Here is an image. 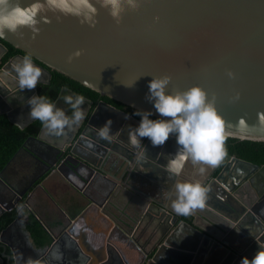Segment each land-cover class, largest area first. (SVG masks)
<instances>
[{
  "label": "water",
  "instance_id": "95a60500",
  "mask_svg": "<svg viewBox=\"0 0 264 264\" xmlns=\"http://www.w3.org/2000/svg\"><path fill=\"white\" fill-rule=\"evenodd\" d=\"M93 3L98 8L93 26L74 16L48 12V21L38 24L39 33L22 27L0 37L23 52L6 61L9 49L0 41V101L10 121L17 124L23 117L26 127L35 122L28 120L27 100L39 95V84L50 82L52 70L159 117L147 99L149 81L169 75L170 91L193 85L206 90L226 122L228 137L264 141V0H140L137 9L122 13L119 23L99 0ZM77 51L79 56L74 55ZM26 54L47 75L32 90H20L11 71V65ZM133 81L134 86L125 85ZM86 100L85 119L70 137L55 143L43 136L42 126L25 140L22 148L44 166L36 182L42 178L43 186L55 176L63 182H71V176L80 178L85 185H75L77 190L139 248L142 256L135 264H240L243 257L264 249V209L258 207L264 195V164L226 154L217 167L205 166L203 175L198 171L202 165L185 160L179 176H173L167 165L178 150L174 135L159 147L142 138L146 156L138 160L128 143V131L140 118L108 101ZM108 119L113 121L112 139L104 140L96 133ZM32 140L41 145L30 146ZM7 166L0 170V217L20 201L28 202L31 190V186L19 189L9 180ZM159 171L170 180H163L169 185L167 191L147 190L150 184L140 182V177ZM196 179L209 188L206 204L189 216L178 215L165 194L177 181ZM90 187L92 196L85 194ZM9 193L11 200L6 203L3 197ZM20 216L19 212L1 232L0 245L13 248L15 264H27L30 259L25 261L6 237ZM55 243L54 239L51 245ZM103 247L105 257L95 260L91 249L75 264H132L109 240ZM49 252H42V264H65L52 262ZM36 254L32 260H38ZM7 256L0 254V264Z\"/></svg>",
  "mask_w": 264,
  "mask_h": 264
},
{
  "label": "clouds",
  "instance_id": "9594fccd",
  "mask_svg": "<svg viewBox=\"0 0 264 264\" xmlns=\"http://www.w3.org/2000/svg\"><path fill=\"white\" fill-rule=\"evenodd\" d=\"M99 3L117 23L126 9L134 10L140 6V0H99ZM48 12L74 16L82 24L93 26L97 22L98 8L93 0H31L27 4H22L21 0H0V37L6 32L14 33L22 27L30 28L34 35L39 33L38 24L41 20L48 21ZM80 54V51L74 53L76 56ZM11 71L16 76L20 90L36 88L44 75L42 68L34 63L31 54H26L14 62ZM229 75L233 76L234 73L229 71ZM170 81L169 75L153 76L149 81L147 99L153 103L160 118L153 119L151 110L137 109L134 114L140 117V121L137 126L129 128L128 143L136 150L139 160L146 156L142 138H148L153 147H159L165 144L170 135H174L178 150L168 162V171L178 177L185 160H190L194 165H202L198 171L203 175L206 172L205 166L217 167L226 155V122L204 88L193 85L184 90L170 91ZM134 83L135 81L125 85L132 87ZM61 98L70 106L71 115L64 108L58 107L47 95H33L27 100L30 109L28 120L39 121L48 135L56 137L66 135V129L74 130L85 119L83 106L87 102L86 98L77 93L66 94ZM125 118H128L127 115ZM112 123L108 119L96 135L101 139L111 140ZM17 126L23 130L27 121L19 119ZM81 172L86 175L83 169ZM208 193L209 188L202 180L196 179L175 182L173 189L165 195L171 200V207L178 215L189 216L205 206ZM18 211L23 214V206ZM52 255L59 259L56 252ZM27 264L42 262L30 259ZM240 264H264V249L256 251L251 258L243 257Z\"/></svg>",
  "mask_w": 264,
  "mask_h": 264
},
{
  "label": "crops",
  "instance_id": "0c3cea01",
  "mask_svg": "<svg viewBox=\"0 0 264 264\" xmlns=\"http://www.w3.org/2000/svg\"><path fill=\"white\" fill-rule=\"evenodd\" d=\"M66 94L67 93H63L62 96ZM61 97L56 103L57 106L64 108L66 112L71 115L70 106L65 104ZM88 104L89 102L87 101L83 106L84 110L87 109ZM5 109V103L0 101V114L6 115V113L3 111ZM20 119L25 120L23 117ZM12 123L17 125L14 122ZM74 130L66 129V135H61L59 137L48 135L46 131H44L43 136L54 141L55 143L62 142L64 138L70 137ZM39 145H41V143L38 141L32 140L30 142V146L33 147H39ZM22 146L18 148L13 157L8 161L5 175L9 180L13 181L19 189H24L28 186H31V190L28 194L29 203L27 202V205L24 206H29V208H26L35 212L38 217V222L44 227L47 233H53L54 239L56 240L55 252L59 255V259L53 257L54 260L65 262V264H75L78 263L80 259L83 261V259H85L86 256L92 252L91 249L93 247L98 248L95 240L92 238V235L98 239L99 237L101 239L102 235H104L105 242L108 240L112 242L116 246L117 250L120 251L121 255H124L125 258L126 255L123 247L120 244H117L112 238L114 232L117 229H114V225L111 221H109V219L98 214L96 204H94L95 202H91L89 204L87 198L82 194L83 192L77 190L79 188L75 185L82 188L85 185L83 181L78 177L71 176V182H63L60 177L55 176L52 178H47L44 185L42 186V178L37 182L35 179H37L39 172L43 170L44 166L39 163L29 151L22 148ZM164 173L165 172L159 171L157 175L154 174L155 176L145 175V179L140 177V182L144 181L150 184L149 186H145L147 190H150L151 188H160L163 191H167L169 185H165L163 180L165 179L167 183H169L170 180L164 176ZM171 183L172 182H170V184ZM85 194L92 196V187L88 188L85 191ZM5 197L6 196L3 198ZM96 197L97 196L94 194V199ZM2 228L4 227H1L0 224V229ZM29 229L30 227L26 226V222L24 220L18 221L15 226L7 229L8 240L18 247L19 240L22 236L29 234ZM66 230H69L70 233H66ZM120 232L118 231V236H120L119 239L125 238L122 235L123 233L121 232V234ZM30 240L33 242H31L32 246H38L41 250H43L42 246L44 244L41 245V243H35L31 238ZM45 242L46 241L43 243ZM17 249H19V247ZM261 249L263 248H260L259 250ZM19 251L24 259L27 257L26 254L30 252L29 250L28 252H24V250ZM95 254H99L101 256L100 258L105 257L107 255V248L102 247L100 250H98V253ZM129 263L135 264L133 262Z\"/></svg>",
  "mask_w": 264,
  "mask_h": 264
},
{
  "label": "trees",
  "instance_id": "16d2710c",
  "mask_svg": "<svg viewBox=\"0 0 264 264\" xmlns=\"http://www.w3.org/2000/svg\"><path fill=\"white\" fill-rule=\"evenodd\" d=\"M0 41L4 42L9 49L4 60L9 59L16 53H23L21 50L15 48L12 44L5 42L2 38H0ZM68 92L82 94L92 99L95 103L99 100L108 101L140 118L139 116L134 114L137 109L113 100L107 96H102L99 92L83 85L82 83L59 71L52 70L50 82L42 83L38 86L39 95H47L56 103L63 93ZM152 118L156 119L160 117L152 116ZM42 126L43 125L39 121H35L28 127L21 130L17 125L13 124L6 115L0 114V169H3L5 167V165L13 157L18 148L22 146L24 141L30 135L37 134ZM226 153L237 155L238 157L258 164H264V141L239 140L236 138L228 137L226 140ZM15 215V212L13 214L6 215L7 217L1 223V227H5L10 221H12ZM30 231L33 238L36 239L38 244L41 243L42 245L49 241L48 233L39 222L35 221L33 224H31ZM118 235L119 233L115 231L112 238L117 244H120L123 247L127 259H129V261L133 263L140 262L142 255L138 248L127 238L119 239L120 236ZM92 238L96 239V245L99 246L104 242L105 237L104 235H102L101 239L100 237L98 239L92 235ZM44 241L46 242L43 243Z\"/></svg>",
  "mask_w": 264,
  "mask_h": 264
},
{
  "label": "flooded vegetation",
  "instance_id": "af4514ba",
  "mask_svg": "<svg viewBox=\"0 0 264 264\" xmlns=\"http://www.w3.org/2000/svg\"><path fill=\"white\" fill-rule=\"evenodd\" d=\"M17 54H19V53H16L15 55H17ZM6 56V55H5ZM5 58V57H4ZM8 60V59H7ZM6 60V61H7ZM44 73V72H43ZM46 77H47V75L44 73V75L42 76V78H45L46 79ZM72 93V92H71ZM70 92H68L67 94H71ZM85 98L86 99H90V98H88V97H86L85 96ZM92 100V99H91ZM86 101H88V100H86ZM100 101V100H99ZM99 101H97V102H99ZM96 102V103H97ZM88 108H89V104H88V106H87V109L85 110V111H87L88 110ZM227 154V153H226ZM255 163V162H254ZM258 164V163H257ZM262 165V164H261ZM262 183V182H261ZM261 189H263V186L261 185ZM11 193H9V194H7L6 195V197L4 198L5 199V201H6V203L8 202V201H10L11 200V195H10ZM9 198H8V197ZM7 198V199H6ZM8 200V201H7ZM28 201V200H27ZM9 203V202H8ZM28 203H29V201H28ZM24 205H27V202H26V200H23V201H20L16 206H14L13 207V209L11 210V211H9V210H7V211H5V213L3 214V215H1V217H0V224L4 221V219L7 217L6 215H8V214H13L14 212L16 213V215H15V217L12 219V221H10L4 228H2V229H0V234H1V232L5 229V228H7L8 226H10V224H12L16 219H17V217L19 216V211H18V209H19V207H21V206H23V208H24V213L23 214H21V216H20V221H22V220H24L25 222H26V226H31V224H33L35 221H37L38 222V217H37V215L35 214V212H33L32 210L30 211L29 209H27V208H29V206H24ZM10 206V205H9ZM27 207V208H26ZM258 207L259 208H262L263 207V209H264V195H263V197H262V199L260 200V201H258ZM49 233V232H48ZM8 235V234H7ZM7 235H6V237H7ZM64 236V235H63ZM31 239H33L34 240V242L35 243H37V241H36V239H34L33 238V236H32V234H31V231H30V229H29V234H26V236L24 235V236H22L21 237V239L19 240V249L18 250H24V252H28V250L31 252H28L27 254L26 253H24V254H26L27 255V259H33L34 257H35V255H37L36 254V252L38 253V260H41V258L48 252V251H50L49 252V254H50V257L52 258V262H54V263H57L59 260H54V258H53V255H52V253L53 252H55L56 251V246L55 245H51L52 244V242H53V240H54V235H53V233H49L48 234V239H49V242H46L43 246H42V249L44 250H41L38 246H32V244H31V242H32V240H30V238ZM63 238V237H62ZM7 239H8V237H7ZM16 239V238H15ZM13 240V239H12ZM95 240V242H96V239H94ZM33 243V242H32ZM97 243V242H96ZM106 242H105V238H104V242L102 243V244H100L99 246H98V248H92V250H93V252H94V254L92 253V258H95V260H97V259H99L101 256L98 254H95V253H98V250H100V248H102L103 246H104V244H105ZM17 247V248H18ZM35 247H37L36 249H35ZM48 250V251H47ZM95 251H97V252H95ZM42 252H45V254H43ZM2 253H5L6 255H8L7 257H4L3 258V264H15V259H14V253H13V248L11 247V246H7V247H3L2 245H0V254H2ZM9 256H11V257H9ZM36 258V257H35ZM27 259H24L25 261L27 260ZM28 261V260H27ZM129 261V260H128ZM130 262V261H129Z\"/></svg>",
  "mask_w": 264,
  "mask_h": 264
}]
</instances>
